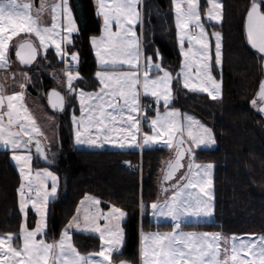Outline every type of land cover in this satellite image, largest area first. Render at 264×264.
Listing matches in <instances>:
<instances>
[{
	"label": "snow or ice",
	"instance_id": "obj_1",
	"mask_svg": "<svg viewBox=\"0 0 264 264\" xmlns=\"http://www.w3.org/2000/svg\"><path fill=\"white\" fill-rule=\"evenodd\" d=\"M173 2L178 41L184 57L181 71L175 78L183 77V86L189 90H201L213 100L219 99L221 84L212 75L209 36L201 23L198 0ZM208 2L211 5L207 11L208 18L219 22L222 19L221 5L215 0ZM182 4L186 7H182ZM97 5V15L103 17V34L99 38L92 37L91 43L103 69L95 73L100 84L98 91L85 92L73 87L74 81L81 79L78 71L71 70L78 67L79 54L68 53L65 49L66 45L72 43V35L78 34L79 30L69 0H59L51 5L41 0L40 9L36 10L35 15L31 3L0 0V69L10 67L8 50L12 37L21 32L34 34L40 49L46 52L49 45L54 46L56 55L65 62L63 75L66 90L77 95L80 104V116L72 115L76 144L103 147L105 143H110L120 148L143 149L161 141L173 148L175 141L176 155L174 161L168 163L164 181H171L175 177L176 172L184 167L182 161L187 157V173L171 186L174 189L172 195L150 204L154 217L170 218L172 231L140 232V264H264V235L253 239L250 235L224 237L220 232L182 230L187 217H211L214 214V165L195 163L194 151L195 148L210 147L216 143L213 130L191 115L184 114L182 121L179 110L169 109L173 98L171 85L174 77L171 72L161 63L153 62L152 56H146L141 64L140 40L134 31L140 18L137 0H97ZM48 7L51 8L50 26L44 25L41 19V14ZM190 25L198 28L199 32L190 33ZM113 26L116 31L112 30ZM246 34L251 47L264 55V0H251L246 17ZM211 35L215 37V65L219 66L222 62L221 34L213 32ZM185 38L189 45L187 50L184 47ZM193 42L198 45L195 51ZM37 55L38 48L31 40L18 45L16 56L21 64L31 65ZM155 55L157 60L162 59L158 50ZM194 62L197 83H191L192 77L189 75ZM125 65L135 71H116ZM151 72L161 74L153 78ZM21 75L24 82L20 83L19 92L5 95L0 88V145L11 150V159L18 166L21 177L19 207L25 219L19 233L21 247L13 246L15 234L0 236V264H115L112 256L120 253L126 239L121 224L127 213L115 205L108 211L102 210L99 207L102 201L96 197L85 196L80 202L83 211L77 208V214L62 230L59 240L47 242L43 239L47 228V205L57 196L58 177L48 169L37 171L33 177L30 145L34 144L44 161H51L38 139L43 132L24 103L25 84L30 77L27 73ZM52 75L56 77L55 73ZM141 95L155 98L157 105L155 117L149 122L151 135L141 133V120H149V106L141 103ZM256 95L257 99L251 103L256 107L259 101L257 110L264 114V80H261ZM48 100L53 109L64 110L65 97L60 92L53 89L48 94ZM161 101L165 108L163 113L159 111ZM185 132L187 141L184 139ZM114 136L119 138L114 139ZM48 178L51 179L50 190L44 183ZM168 190L162 188L164 192ZM29 206L38 216L32 229L27 224ZM140 207L144 209L143 201ZM73 230L99 234L101 251L82 255L72 242L70 233ZM38 236L41 238L37 239ZM221 241L225 245L223 249ZM93 256L100 259L93 260ZM119 264L129 262L121 260Z\"/></svg>",
	"mask_w": 264,
	"mask_h": 264
},
{
	"label": "trees",
	"instance_id": "obj_2",
	"mask_svg": "<svg viewBox=\"0 0 264 264\" xmlns=\"http://www.w3.org/2000/svg\"><path fill=\"white\" fill-rule=\"evenodd\" d=\"M249 3L250 0H221L222 20L217 26L222 35L221 97L216 100L187 90L175 78L179 55L173 46L169 0H142L141 24L143 38L152 39L150 47L159 46L174 77L170 106L192 113L213 130L216 139L214 148L195 152L196 159L214 165L215 221L204 225L228 233L260 234L264 232V121L251 103L261 72L260 57L247 45L242 30ZM69 5L79 30L65 49L79 54L78 67L71 70H77L81 79L73 85L91 90L97 86V65L89 38L100 32L101 22L93 0H69ZM46 54L54 66L65 68V62L52 48ZM72 153L75 166L64 179L60 196L49 203L46 236L57 237L79 199L86 193L93 194L102 201L101 205H115L127 213L123 222L125 243L113 259L137 263L138 232L152 224L147 208L157 198V179L168 149H74ZM18 183L8 150L0 149V233H12L16 238L20 225ZM72 240L81 252L97 250L99 246L98 238L90 233L73 232Z\"/></svg>",
	"mask_w": 264,
	"mask_h": 264
},
{
	"label": "rangeland",
	"instance_id": "obj_3",
	"mask_svg": "<svg viewBox=\"0 0 264 264\" xmlns=\"http://www.w3.org/2000/svg\"><path fill=\"white\" fill-rule=\"evenodd\" d=\"M141 1L142 0H137V10L140 13V18H139V22L134 26V31L137 33V36L140 40L141 53H142L140 62H141V64H143L144 58L146 56H152L153 62L161 63L163 68H165L166 70L171 72V70L166 66L165 59L163 58V54H162V51L160 50L159 46L153 45L152 47H150V44H151L150 41L152 42V39L147 40L145 37L143 38V36H142ZM143 1H145L146 3L147 2L149 3V0H143ZM18 2L19 3H31L33 5V9H32L33 15H35L36 10L40 9V6H41V0H18ZM45 2L48 5H51L53 2H59V0H45ZM215 2L221 5V0H215ZM169 4H170V8H171L172 23H173V28H174L173 46L175 47V49L179 55V66H178V71H177V74H178L181 71V66H182V63L184 61V57L181 54L180 45H179V41H178V30L176 28L175 4H174L173 0H169ZM198 4H199L200 16H201V23L203 24V27L209 36L210 57H211V63L213 65L212 70H211L212 75L215 78V80L221 84L222 62L219 66L215 65V37L212 36L211 34L213 32H219L221 34V32L217 28V26L220 24L222 19L219 22H217L214 20H210L208 18L207 11L211 7L208 0H198ZM182 7H186V5L182 4ZM221 8H222V5H221ZM161 18H164V16L161 15ZM41 19H42L44 25H46V26L51 25L52 19H51V8L50 7L46 8L43 11V13L41 14ZM61 19H63V18L61 17ZM100 22H101V26H100L99 34L94 35L92 37L99 38L103 34V31H102L103 30V17L102 16H100ZM112 30L116 31L115 26H113ZM189 31L192 34H195V33L199 32V29L190 25ZM163 39L165 40L166 38L163 37ZM23 40H31L34 43V45L37 46V48H38V55H37L38 59H37L36 63L33 66L24 67V70L19 65V63L17 62V59L14 55V49H15L16 45ZM152 44H154V43H152ZM90 45H91L92 52L94 55V59H95L96 65H97V68L94 71V76H95V73L97 71H101L103 69H101V67L99 66L98 59L96 56V50L91 43V39H90ZM193 45H194L193 50L195 51V49L198 47V45H195V42H193ZM184 47H185V50H187V48L189 47V45L187 43V38H185ZM48 48H52L56 54L54 46L49 45ZM157 50L159 51L160 57L162 58L160 60H157V57L155 55ZM8 57H9V61H10V67L7 69H0V88L3 89V92L5 95H11V94H13L15 92H19L21 90L19 85L21 82H24L23 76L21 75L22 73H27L28 76L30 77V81L26 82V84H25L24 103L26 104L30 113L36 119L37 124L39 125V127L41 128V130L43 132V136L38 137V139L41 140L42 146L45 148V150L48 154V160L51 161V163L44 161V159L42 157H39V155L37 153H35V151L33 149L34 144L30 145V147L32 149V151H31L32 173H33V177H35V174L37 171H41L43 169H48L49 171L53 172L58 177V190H57V196L55 199H57L60 196V194L62 193L63 185H64V179L67 178L68 174L70 173V171L75 166L76 159H75L74 154L72 153L74 149L109 148V149H116V150H126V149L141 150V148H138V147L120 148V147H118L114 144H110V143H105L103 145V147H96V146H89L87 144H76L75 143V130H74L73 124H72V115L74 113L77 117L80 116L79 99H78L77 95L71 94L66 90V78L63 75V73L65 72L66 69L65 68H58V67L53 65L50 58L47 57L46 52L43 49L39 48L38 38H36L34 34H27V33L21 32V33H18L17 36L12 37V39L9 41ZM58 58H60V57H58ZM221 60H222V35H221ZM69 62H70V59H69ZM195 68H196V63L194 62L192 69L189 73V75L192 77V79L190 81L191 83H197V81L195 79V76H196ZM73 71L75 72L77 70H73ZM116 71L128 72V71H135V69L129 68L128 66L125 65L124 67L116 69ZM142 72H143V68L140 69L141 74H142ZM53 73L56 74L55 78L52 75ZM160 74L161 73L151 72L150 76L155 78L157 75H160ZM13 75L15 76V78H13ZM95 78H96V76H95ZM42 80H43V82L45 81L47 83V88L53 86V87L61 89L63 96L65 97V102H66L65 108L63 111H56L47 103V101L45 100L47 88H42V85H41ZM96 81H97L96 88L91 89V90H83V89L82 90L85 92H96V91H98L100 88V84H99V81L97 78H96ZM179 81H180L181 85L183 86V77H180ZM73 87L77 90H81V88L75 87L74 85H73ZM171 87H172V85H171ZM187 90H189V89H187ZM190 91H193V90H190ZM194 92L205 93L208 97H210L208 93L203 92L201 90H194ZM172 97H173V93H172ZM140 99H141L142 104L149 106L148 110H147V116L149 117V120H143V119L141 120V133H148L149 135H151L152 133H151V129L149 127V122H150V119L154 118L155 114H156L157 105L155 103V98H153L151 96L141 95ZM169 109L179 110V112L181 114V120L182 121H183L184 114L191 115V116L195 117L196 119H198L196 116H194L192 113H190L188 111H181L180 109H178L176 107H172L170 105H169ZM4 111L5 112L7 111L6 107H5ZM159 111L161 113H163L165 111L163 101L160 102ZM5 119H6V117H5ZM199 121H201V120H199ZM201 123H203L204 125L209 127L204 122L201 121ZM117 126L119 127L120 125H117ZM113 138L118 139L119 137L114 136ZM138 139H140V137H138ZM164 139H167V137H165ZM184 139L186 141L188 140L186 132L184 133ZM173 143H174V147H175V141ZM215 146H216V143L210 147L201 146L200 148H195L194 151L196 152L198 149H211V148H214ZM151 147H164V148L168 149V156H167V159L165 160V162L174 156V154H173V148L174 147L173 148L167 147L163 143V141L156 143V144L145 146L144 148H151ZM0 149H5V148L2 145H0ZM52 149L53 150L56 149L55 153L54 154L48 153V151L52 150ZM6 150H8V149H6ZM8 152H9V160H10L11 164L13 165V167L15 168V170L18 174V178H19V183L17 186L16 194H17V208H18V212L20 214V225H19V231L17 233V238H15L13 240V246L19 248L22 246V238L19 236L20 227H21V224L24 222V219H25L24 214L20 211V207H19L20 197H19L18 189L20 187L21 177H20L19 169H18V166L16 165V162L11 159V157H12L11 150H8ZM164 163H163V165H164ZM195 163L206 164V163H212V162L207 161V160H198L195 158ZM160 173H161V171H160ZM186 173H187V170H185V172L181 176H184ZM180 177L177 179V181L180 180ZM213 179H214V168L212 170V189H213V195H214ZM157 181H158L157 182V198L155 201H157V200L162 201L164 199L169 198L172 195L174 189L172 187H167L169 190L167 192H164V191H162L163 187L160 185V177L159 176H158ZM44 183L47 186V188L50 190L51 179L48 178V179L44 180ZM86 195L96 197L93 194H89V193L84 194L79 199L78 203L76 204V207H75L73 214L68 218L66 223L60 228L58 236L49 238L45 235L43 237V239H45L47 242H52L54 240L60 239V234H61L62 230L65 228V226L71 220V218L77 214V208L79 207L83 211V206H81L80 202L85 198ZM96 198H98V197H96ZM215 200L216 199H215V195H214V214L211 217H192V216H189L185 219V222L182 225V230L185 232H197V233H199V232H220L223 234L224 237H231L233 235L239 236V237H244V236L250 235L253 237V239H255L256 237H258L260 235H264V232L260 233V234L228 233V232L222 231L221 229H218V228L211 229L207 225H204V224H209L210 222L215 221V205H216ZM155 201H153V202H155ZM49 203L47 205V228H46V232L48 229V207H49ZM150 204L147 208V215H148L149 220L152 222V224L150 226H148V228H146V229H140L138 232L137 263H134L132 260H129V259L114 260L113 256H114V254H117V253H114L112 256V259H113V261H115V264H119V262L121 260L128 261L129 264H140V248H141L140 232L141 231H143L145 233L157 232V231H159V232H171L172 231L173 224H172L170 218L154 217L152 214V210L150 208ZM111 206L112 205H108L105 207V206L100 204L99 207L104 211H108V209ZM37 219H38V216H37L35 210L32 209L31 206H29L27 209V224H28L29 229H32L35 227V222L37 221ZM125 219L122 221V224H121L122 227H123V222L125 221ZM102 223H103V221H101V224ZM73 232L90 233L87 231L73 230L70 233L71 236H72ZM90 234H94L98 238V241H99L98 249L93 250V251H88V252H81L76 248L82 255H86V254H90V253H98L101 251L102 241L99 238V234H96V233H90ZM6 235L7 234L0 233V236H6ZM40 238L41 237H39V236L37 237V239H40ZM72 242H73V240H72ZM224 247H225V245H224L223 241H221V248L223 249ZM245 258H247V257H245ZM92 259L96 260V259H100V257L93 256Z\"/></svg>",
	"mask_w": 264,
	"mask_h": 264
},
{
	"label": "water",
	"instance_id": "obj_4",
	"mask_svg": "<svg viewBox=\"0 0 264 264\" xmlns=\"http://www.w3.org/2000/svg\"><path fill=\"white\" fill-rule=\"evenodd\" d=\"M250 3H251V0H250ZM250 3H249V5L247 6V8H246V10H245V13H244V16H243V22H242V30H243V35H244V38H245V41H246V43H247V45L260 57V72H261V75H260V78L258 79V82H257V86H256V89H255V92H254V94H253V97H252V99H251V101L253 100V99H257V92H258V90H259V84H260V82H261V80H264V55H261L260 53H258L255 49H253L252 47H251V45H250V43H249V41H248V39H247V34H246V17H247V12H248V10H249V7H250ZM24 41H26V40H23V41H21V42H19L17 45H16V47H15V49H14V55H15V57H16V59L19 61V59L17 58V56H16V51H17V48H18V45L20 44V43H22V42H24ZM32 42V41H31ZM33 43V42H32ZM34 44V43H33ZM36 61H37V59L31 64V65H28V66H25V65H23V64H21L20 63V61H19V63L22 65V66H24V67H30V66H33L35 63H36ZM53 89H55L56 91H58V92H60L58 89H56V88H53V87H51V88H49L48 90H47V92H46V100H47V103L50 105V103H49V100H48V94L53 90ZM61 93V92H60ZM61 95L63 96V94L61 93ZM51 106V105H50ZM260 105H259V101H258V105H257V108L259 107ZM54 110H56V111H59V110H57V109H54ZM261 115H262V117H263V121H264V114H262L261 112H259ZM33 149H34V151H35V153H37L36 152V150H35V146H33ZM38 154V153H37ZM173 154H174V156L171 158V159H169V160H167L165 163H164V165H163V167H162V169H161V173H160V185L163 187V188H167V187H171L176 181H177V179L185 172V170H187V164H188V159H187V157L182 161V164H184V167L183 168H181V169H179L177 172H176V175H175V177L171 180V181H164V179H163V177H164V175L166 174V172H167V170H168V163L170 162V161H174V158H175V155H176V145H175V147L173 148ZM39 155V154H38ZM40 157V156H39Z\"/></svg>",
	"mask_w": 264,
	"mask_h": 264
},
{
	"label": "crops",
	"instance_id": "obj_5",
	"mask_svg": "<svg viewBox=\"0 0 264 264\" xmlns=\"http://www.w3.org/2000/svg\"><path fill=\"white\" fill-rule=\"evenodd\" d=\"M93 2H94V5H95V11H96V15H97V7H98V5H97V0H93ZM97 17L99 18V20H100V16H98L97 15ZM99 34V33H98ZM97 34V35H98ZM92 36H94V35H92ZM92 36H90V38H89V44H90V39H91V37ZM90 48H91V45H90ZM91 51H92V48H91ZM92 55H93V52H92ZM93 58H94V55H93ZM95 60V59H94ZM17 62L19 63V61L17 60ZM19 65L23 68V70H24V66H22L20 63H19ZM62 93V92H61ZM63 94V93H62ZM45 98H46V95H45ZM46 100V99H45ZM47 101V100H46ZM48 153H52V154H54L55 153V151H53V150H49L48 151Z\"/></svg>",
	"mask_w": 264,
	"mask_h": 264
},
{
	"label": "flooded vegetation",
	"instance_id": "obj_6",
	"mask_svg": "<svg viewBox=\"0 0 264 264\" xmlns=\"http://www.w3.org/2000/svg\"><path fill=\"white\" fill-rule=\"evenodd\" d=\"M41 85H42V88H47V83L44 81L43 82V80H42V82H41ZM53 87V86H52ZM49 88H51V87H49ZM49 88H47L46 90H48ZM53 88H56V87H53ZM56 89H58L59 91H61V89L60 88H56ZM62 92V91H61ZM257 105H258V103H257Z\"/></svg>",
	"mask_w": 264,
	"mask_h": 264
},
{
	"label": "built area",
	"instance_id": "obj_7",
	"mask_svg": "<svg viewBox=\"0 0 264 264\" xmlns=\"http://www.w3.org/2000/svg\"><path fill=\"white\" fill-rule=\"evenodd\" d=\"M131 168H133V167H131Z\"/></svg>",
	"mask_w": 264,
	"mask_h": 264
}]
</instances>
